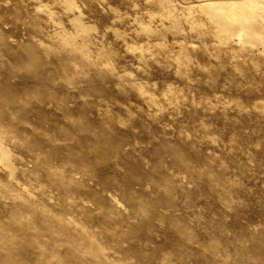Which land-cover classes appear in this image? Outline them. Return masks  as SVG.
Here are the masks:
<instances>
[{"label":"rangeland","instance_id":"rangeland-1","mask_svg":"<svg viewBox=\"0 0 264 264\" xmlns=\"http://www.w3.org/2000/svg\"><path fill=\"white\" fill-rule=\"evenodd\" d=\"M0 264H264V0H0Z\"/></svg>","mask_w":264,"mask_h":264}]
</instances>
